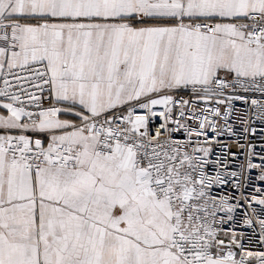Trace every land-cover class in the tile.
<instances>
[{
    "label": "snow or ice",
    "instance_id": "6c2138e0",
    "mask_svg": "<svg viewBox=\"0 0 264 264\" xmlns=\"http://www.w3.org/2000/svg\"><path fill=\"white\" fill-rule=\"evenodd\" d=\"M0 264H264V0H0Z\"/></svg>",
    "mask_w": 264,
    "mask_h": 264
},
{
    "label": "built area",
    "instance_id": "2783aa9c",
    "mask_svg": "<svg viewBox=\"0 0 264 264\" xmlns=\"http://www.w3.org/2000/svg\"><path fill=\"white\" fill-rule=\"evenodd\" d=\"M257 136H259V133H257Z\"/></svg>",
    "mask_w": 264,
    "mask_h": 264
}]
</instances>
